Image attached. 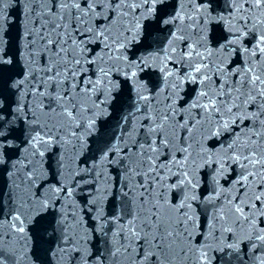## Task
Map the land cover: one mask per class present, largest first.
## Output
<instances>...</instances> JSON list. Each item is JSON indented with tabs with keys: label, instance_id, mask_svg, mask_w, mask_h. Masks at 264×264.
I'll return each instance as SVG.
<instances>
[{
	"label": "snow or ice",
	"instance_id": "1",
	"mask_svg": "<svg viewBox=\"0 0 264 264\" xmlns=\"http://www.w3.org/2000/svg\"><path fill=\"white\" fill-rule=\"evenodd\" d=\"M57 2L60 4V11H61V23L56 24L53 28V31L56 32V39H52L51 36H49L48 40H47V44L52 46V47H56L57 45H59V51L65 52V54H67V50L65 49L64 45L69 43V40L67 39L68 37V28L73 26V22L74 21H78V22H82L84 15L88 14L92 8H93V3L89 2L88 3V7L87 9L81 13L80 12V4L78 2H76V0H57ZM255 4L257 7H260L262 5H264V0H255ZM56 4H53V7H55ZM75 7L76 11L73 12L72 11V7ZM117 7H119V3H117ZM68 11V23L65 24L64 21V10ZM63 28L64 29V39L60 38V33L57 31L58 29ZM78 31V28L74 29ZM261 42H264V35L261 36ZM264 51V50H262ZM76 64H79V61H76ZM196 72L200 71V68H196L195 69ZM58 75V73H57ZM75 75V73H73V76ZM250 75V79H242L241 81L238 82V86L235 88V91L237 92H241V89L245 86V85H250L253 89H255V87L257 85H259V92L258 95H260L261 97H264V79L261 78V76L259 74H256L255 72H253V70L251 68H249L246 73L245 76H249ZM224 85H221V90L219 95L223 96L224 99L223 101L220 102L219 106H217V102L215 99H213L210 103V107L214 108L217 112H219L220 107H226V112L227 113H231L233 111V108H238V105L236 104H232L231 106H227L228 104V99L231 97V92H232V88H229L227 92H224ZM201 95H207L206 93H202ZM241 95H243V93L241 92ZM240 97L238 96L237 99H239ZM252 99H254V97H250ZM247 102V101H246ZM205 107H209V105H206ZM225 127H227V125H225ZM257 139H259V137H257ZM232 146H230L231 148ZM245 152H248L249 155H244L243 156V160L247 163L250 164L251 166L255 167L256 165H260L262 168H264V156L262 157H257L256 152L253 149H249L247 146H245ZM235 159L239 160L240 159V155H237L235 157ZM162 179V177H161ZM244 180H247V176L243 177ZM261 200V196H257L256 197V201H260ZM237 212H242L243 208L242 207H237L236 208ZM155 219L156 221L159 220L158 217L155 216V213L152 214V216L149 218L151 219ZM157 230H159V223L156 224ZM21 231H23V229H21ZM133 235H135V228L133 227ZM169 235H171V233H169ZM258 239H264V237H258Z\"/></svg>",
	"mask_w": 264,
	"mask_h": 264
}]
</instances>
